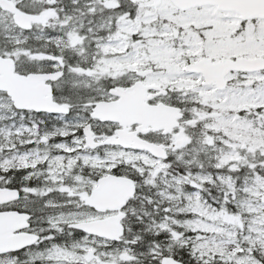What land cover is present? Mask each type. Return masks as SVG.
<instances>
[{
	"label": "snow or ice",
	"instance_id": "1",
	"mask_svg": "<svg viewBox=\"0 0 264 264\" xmlns=\"http://www.w3.org/2000/svg\"><path fill=\"white\" fill-rule=\"evenodd\" d=\"M0 264H264V0H0Z\"/></svg>",
	"mask_w": 264,
	"mask_h": 264
}]
</instances>
